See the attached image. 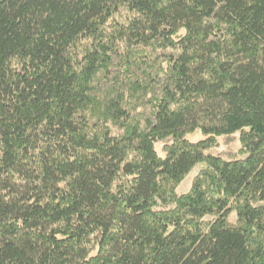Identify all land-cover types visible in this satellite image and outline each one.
I'll list each match as a JSON object with an SVG mask.
<instances>
[{
	"label": "trees",
	"instance_id": "16d2710c",
	"mask_svg": "<svg viewBox=\"0 0 264 264\" xmlns=\"http://www.w3.org/2000/svg\"><path fill=\"white\" fill-rule=\"evenodd\" d=\"M0 264H264V0H0Z\"/></svg>",
	"mask_w": 264,
	"mask_h": 264
},
{
	"label": "rangeland",
	"instance_id": "374dc122",
	"mask_svg": "<svg viewBox=\"0 0 264 264\" xmlns=\"http://www.w3.org/2000/svg\"><path fill=\"white\" fill-rule=\"evenodd\" d=\"M188 139L191 142H197L202 139L200 133L196 132L188 136ZM238 135H234L232 137H221L218 139L217 145L215 148L208 151V154H214L222 156L226 159L233 158L234 154L239 150V143L237 141ZM158 149H161L162 146H157ZM201 169V167L196 168L193 173L186 179L184 182L178 187V192L180 194L187 193L190 189L191 183L194 177L197 175V172Z\"/></svg>",
	"mask_w": 264,
	"mask_h": 264
}]
</instances>
